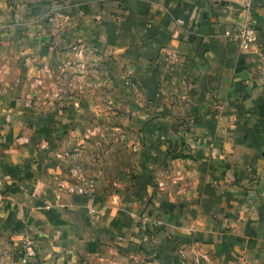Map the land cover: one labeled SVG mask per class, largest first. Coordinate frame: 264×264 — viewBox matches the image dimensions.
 <instances>
[{"label":"crops","instance_id":"obj_1","mask_svg":"<svg viewBox=\"0 0 264 264\" xmlns=\"http://www.w3.org/2000/svg\"><path fill=\"white\" fill-rule=\"evenodd\" d=\"M63 2L68 31L114 38L193 95L176 131L166 129L187 142L168 156L171 175L146 180L132 198L151 207L115 216L108 239L96 224L87 238L65 230L76 243L71 264H264V0ZM22 106L0 93V209L18 214V227L32 225L37 239L54 240L56 199L32 166L47 155L36 144L45 140Z\"/></svg>","mask_w":264,"mask_h":264},{"label":"rangeland","instance_id":"obj_2","mask_svg":"<svg viewBox=\"0 0 264 264\" xmlns=\"http://www.w3.org/2000/svg\"><path fill=\"white\" fill-rule=\"evenodd\" d=\"M71 18L63 0H0V93L22 103L45 140L36 144L47 155L32 166L47 177L58 229L54 240L37 239L32 225L20 228L18 214L0 209V264L73 263L67 253L76 243L62 233L86 237L96 224L108 239L115 216L144 214L151 206L132 198L146 180L169 177L168 156L187 144L175 125L187 115L190 90L114 38L68 31ZM95 214L102 221L91 223Z\"/></svg>","mask_w":264,"mask_h":264},{"label":"built area","instance_id":"obj_3","mask_svg":"<svg viewBox=\"0 0 264 264\" xmlns=\"http://www.w3.org/2000/svg\"><path fill=\"white\" fill-rule=\"evenodd\" d=\"M232 39L235 38V36L231 37ZM252 40V35H251V32L250 31H245L243 33H241V37H240V41L243 43V44H247L249 42H251ZM29 251L31 253H33V247H29Z\"/></svg>","mask_w":264,"mask_h":264}]
</instances>
